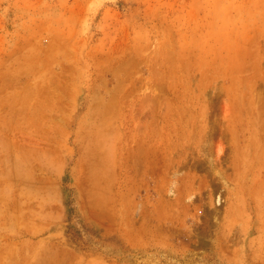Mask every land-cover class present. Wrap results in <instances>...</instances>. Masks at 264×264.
Instances as JSON below:
<instances>
[{"label":"rangeland","instance_id":"obj_1","mask_svg":"<svg viewBox=\"0 0 264 264\" xmlns=\"http://www.w3.org/2000/svg\"><path fill=\"white\" fill-rule=\"evenodd\" d=\"M0 264H264V0H0Z\"/></svg>","mask_w":264,"mask_h":264}]
</instances>
